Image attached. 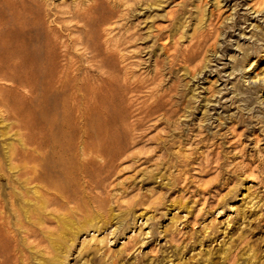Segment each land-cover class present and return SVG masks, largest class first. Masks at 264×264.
Returning a JSON list of instances; mask_svg holds the SVG:
<instances>
[{
	"label": "rangeland",
	"instance_id": "obj_1",
	"mask_svg": "<svg viewBox=\"0 0 264 264\" xmlns=\"http://www.w3.org/2000/svg\"><path fill=\"white\" fill-rule=\"evenodd\" d=\"M140 1L129 23L144 37H163L135 43L143 60L154 54L138 76L150 78L155 61L161 67L155 84L138 87L136 96L149 101L148 89L157 85L161 107L129 135V147L102 175L97 196L109 197L100 211L90 210L91 222L75 224L74 236L55 231L46 238L70 240L68 253L60 254L62 264H225L228 254L236 255L238 264H259L264 261V0ZM32 3L0 0V37L22 32L23 42L34 45L37 30L57 29L65 21L44 17ZM75 4L48 0L62 13ZM80 28L71 23L62 33L56 56L60 66L65 52L76 56L82 73L93 64L81 58L79 48H63L66 36ZM199 34L205 42L190 71L162 55L165 39L167 48L182 51ZM12 71L0 65V89L15 105L30 93L25 87L6 91ZM8 128L0 121V133ZM10 137L0 138V151L15 143ZM56 226L53 222L49 230ZM8 247L12 251L13 244ZM24 252L25 264L53 257L42 250Z\"/></svg>",
	"mask_w": 264,
	"mask_h": 264
},
{
	"label": "bare ground",
	"instance_id": "obj_2",
	"mask_svg": "<svg viewBox=\"0 0 264 264\" xmlns=\"http://www.w3.org/2000/svg\"><path fill=\"white\" fill-rule=\"evenodd\" d=\"M30 1L37 13L65 21L57 29L37 30L34 45L23 42L22 32L0 37V65L12 67L14 76L7 78L11 84L6 91L25 87L30 93L13 105L0 89V121L9 127L0 138L11 133L15 141L0 151V264H25L24 248L53 254L43 264H62L60 254L68 253L70 240L53 242L46 236L68 231L71 237L77 234L75 224L91 222L90 210L100 211L109 197L97 196L102 175L129 147V135L161 107L157 85L148 89L149 101L139 102L136 96L138 87L155 84L161 67L155 61L150 78L138 76L154 54L147 53L143 60L135 43L161 39L163 34L144 37L129 23L135 8L143 4L140 0H76L73 10L64 13L49 6L48 0ZM71 23L81 28L75 36H66L63 48H79L81 58L93 64L89 71L81 73L79 59L67 52L59 65L57 46ZM204 42L205 36L199 34L181 51L167 48L165 39L162 55L190 71ZM89 72H97V79ZM53 222L57 226L49 230ZM238 261L236 255L224 258L225 264ZM248 263L254 264L249 260L241 264Z\"/></svg>",
	"mask_w": 264,
	"mask_h": 264
}]
</instances>
